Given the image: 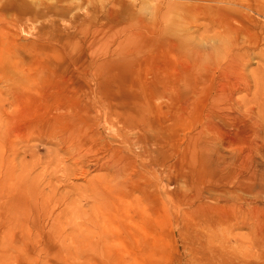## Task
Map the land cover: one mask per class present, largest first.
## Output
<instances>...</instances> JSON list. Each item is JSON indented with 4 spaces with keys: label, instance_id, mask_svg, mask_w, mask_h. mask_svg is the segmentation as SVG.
I'll list each match as a JSON object with an SVG mask.
<instances>
[{
    "label": "rangeland",
    "instance_id": "374dc122",
    "mask_svg": "<svg viewBox=\"0 0 264 264\" xmlns=\"http://www.w3.org/2000/svg\"><path fill=\"white\" fill-rule=\"evenodd\" d=\"M171 1L3 0L7 4H0V264H150L154 257L168 262L178 256L174 254L172 237L163 230L166 226L171 229L184 225L176 214L186 213L193 222L211 215L217 193L212 191L213 195H209L203 189L208 197H186L197 183L202 188L207 184V181L202 185L193 180L188 172L199 162L201 141L212 140L226 156L244 154L248 150L246 142H226L227 136H234L236 124L222 122V116H239L241 112L252 119L249 111L254 114L257 101L264 96V0H235L250 5L248 9H241L252 19L246 24L255 34L252 41L258 39L254 50L250 49V41L243 34L236 37L231 48L222 49L211 38L213 31L206 30V26L211 25L208 17L173 11L167 6ZM19 3H24L29 11L20 9ZM156 4L160 11L167 10L166 22L154 21L152 13ZM218 5L226 6L229 2ZM126 9L134 12L124 16ZM134 31L141 33L133 34L135 38L131 39ZM162 39L167 43L172 40L175 45H169L170 48L165 47L167 44L160 45L158 42ZM200 45L207 48L206 51L214 45L215 59L202 56L192 63V50ZM244 50H247L246 56L240 57ZM189 62L190 67L187 66ZM108 74L111 80L107 88L117 100L123 97L116 90L117 84L123 81L122 91L152 99L160 114L170 111L178 115L171 122L161 121L162 116L155 114L160 134L172 144L171 147L164 146L160 158L164 164L157 170L160 187L168 194L161 197L162 211L168 212L170 217L166 215L163 223L159 218V223L153 225L157 227V236L153 233L154 228L147 230L146 237L156 236L161 241L159 252L149 259L145 255H139L138 260L121 257L104 263L95 256L82 259L78 255L80 245L76 253L66 254L62 249L65 237L58 235L70 232L66 224L70 223L72 206L79 202L83 210L89 211L88 204L80 200L87 179L103 175L107 170L95 164L94 157L104 154L102 144L95 143L84 164L87 171L79 173L76 169L79 165H75L69 152L52 137L51 113L54 109L49 108L50 103L58 104L53 96L60 95L69 104L60 109L62 114L55 119L58 130L70 127L75 120L83 123L76 115L97 123L101 121V115L95 110L97 98L93 92L103 86ZM156 88L165 90L169 98L157 97ZM185 96L193 97V101L183 109ZM35 97L40 100L34 102ZM77 110L79 114H76ZM82 110H88L89 116L85 117ZM186 111L190 112L189 117H186ZM211 118L223 126L226 131L223 138L211 132ZM131 127L135 132L148 128L147 117ZM117 134L121 135L120 132H106L105 136ZM147 148L152 149L150 140H147ZM255 150L253 155L260 164L264 149ZM147 160V155H142L132 162L134 168L145 171L147 179H151V172L142 166ZM169 162L175 163L171 169L166 167ZM134 168H129L128 173L134 174ZM241 190L231 188L227 177L217 192L246 206L251 195L245 189ZM237 194H240L238 198L232 196ZM252 198L257 208L259 242L261 231L264 232L263 183L256 182ZM61 208L65 212L55 221ZM126 208L130 207L123 209ZM43 211L47 217L42 216ZM88 218L82 220L87 222ZM60 222L62 227L55 228ZM37 223L41 231H38ZM49 228L56 229L55 237L53 234L47 237ZM198 229L204 230L201 226ZM216 231L225 236L233 232L245 237L248 233L246 226L226 224L217 227ZM65 241L68 242V238ZM242 241L238 242L242 245L236 250L241 263L264 264L263 244L252 247L247 240ZM176 242L181 252V264L186 261L227 264L233 257L213 260L209 255L206 261H198L200 256L191 257L183 249L182 242ZM136 245L132 240L123 248L132 251ZM224 245L226 248L236 246L234 241ZM69 248L74 250L72 245ZM82 248H88V244L83 243ZM214 250L220 251L217 247Z\"/></svg>",
    "mask_w": 264,
    "mask_h": 264
},
{
    "label": "bare ground",
    "instance_id": "6f19581e",
    "mask_svg": "<svg viewBox=\"0 0 264 264\" xmlns=\"http://www.w3.org/2000/svg\"><path fill=\"white\" fill-rule=\"evenodd\" d=\"M0 0V4L3 3ZM136 1V0H133ZM229 2V5L219 6L218 3ZM167 6L172 8L173 11L183 13L184 11L192 12L195 17L205 18L208 17L211 25L206 26V30L213 31L211 38L216 44L221 45L222 49H229L235 43V39L239 34H243L247 40L250 41L249 47L254 50L257 45L255 44L258 39L253 38L252 32L246 22L252 21V19L245 14V10L250 5L244 4L235 0H173L167 3ZM237 6H240L238 8ZM19 8L29 11V7L24 3H19ZM154 21L159 22L167 21V10L160 11L159 6H154ZM133 13V10H125V14ZM122 15V18L124 17ZM111 15H108L110 18ZM142 22V19H138ZM137 31V30H136ZM141 32H133L131 39L135 38L134 35H140ZM215 33V34H214ZM134 34V35H133ZM166 39H162L160 45H175L172 40L167 43ZM206 40V39H205ZM201 46V45H200ZM210 51H206L207 48L195 47L192 52V63L197 62V57L208 56L210 60L215 59L213 51L216 50L214 45L209 47ZM247 50L242 51V56H246ZM94 62V61H93ZM231 62V61H230ZM191 66V62L187 64ZM190 68L187 69L189 71ZM189 73V72H188ZM263 76L259 78L261 81ZM254 79V78H253ZM111 80V76L106 75V80L103 81V86L99 90H94L93 95L96 96L94 100L95 110L101 115V121L92 123V120L76 115L83 123L73 122L68 128L58 130L55 119L61 116L60 109L68 107L66 99H62L60 95L53 96L57 99L58 104L55 102L50 103L49 108H53L51 122L53 124L52 137L61 145V148L72 156L75 165H79L76 169H79V173H85L84 164L87 161V155L89 149L95 145V143H101L104 147V154L102 156H95V164L100 168H105L107 172L103 175L94 176L88 178L86 184L82 188L80 194V200H83L85 204H88L89 211H85L82 208V203L74 205L70 208L71 214L70 223L66 224L70 227V232L67 234L60 233L58 235H64L65 239L62 242V249L66 254L72 252L76 253V248L80 245L81 250L78 251V255L82 259H88L92 256L100 259L103 263L107 260H116L121 257H129L130 260H138L139 255H145L146 258H153V254H156L160 250V239L156 238L157 227L154 224L159 223V218H162L163 223L166 215L169 213L162 211V196H168L167 192L162 191L160 187V178L157 175L159 166L164 164L160 158L163 156L164 146L171 147V141L169 139H163L160 134L159 120L155 114L162 116L163 119L168 121H174L178 117L175 113L170 111L166 114H160L156 105L152 102V99L145 98L140 95H132L122 91L124 82L121 81L117 84V92L119 96H123L121 100H117L116 96L109 91L108 82ZM127 85V84H126ZM78 87V86H75ZM80 90L82 87L79 85ZM156 96H166L165 90L156 88ZM45 92V90H44ZM69 94L72 91L68 92ZM264 94V91L263 93ZM63 96H66L63 95ZM155 96V97H156ZM184 102L181 107L183 109L190 106L193 97L185 96ZM190 97V98H188ZM153 98V97H151ZM35 97L34 102L39 101ZM264 96L262 97V100ZM257 101L258 108L254 112L249 111L252 115V119L245 114L239 112L241 115L225 114L222 116V122L230 125L236 124V128L233 131L234 136H227V143L234 142H246L248 144V150L244 154H230L224 155L216 143L211 141H201L199 144V162L195 168L188 173L192 176L193 180L199 181L202 185L204 181H207L203 188L197 185L194 187L192 193L187 194L195 198H205L209 195H213L214 191L215 203L212 205V213L209 217L202 221L193 222L191 218L186 216V213L176 214L182 218L183 226L169 228L164 226L163 232L167 236L172 237V241L175 245L174 254L178 258H171L168 262H164L163 258L154 257L149 262L150 264H181V252L177 248L176 240L182 242V247L191 257L200 256L199 259H205L212 257L213 260H220V258H227L233 256L231 261L227 264H243L236 254V250L243 242L247 240L250 246H257L263 244L264 247V232L261 231V241L258 236L257 224V208L254 205L252 193L255 191L256 182L264 184V155L262 156V163H258L253 155L255 151L264 149V101ZM44 102V101H42ZM93 105V104H92ZM96 106H98L96 108ZM89 116L88 110H82ZM181 113H185L181 111ZM180 113V114H181ZM78 113V110L76 111ZM125 115L127 117H125ZM186 117L190 116V112L186 111ZM147 117L149 127L143 128L139 132L131 131L133 125H137L142 119ZM159 117V116H158ZM176 117V118H175ZM219 120L220 118L217 117ZM50 120V119H49ZM67 123L65 119L64 124ZM209 128L212 133L219 137L225 136V132L222 125H219L211 118ZM106 132L121 133L116 136H105ZM147 140H150L152 149L147 148ZM164 149V150H163ZM173 151H171V154ZM170 154V155H171ZM147 155V163H143L142 166L145 170L148 169L151 172V179H147L145 171L134 168V162L132 159ZM80 163V164H78ZM175 163H167V169H171ZM231 165V166H230ZM134 168V174H129V168ZM74 169V170H76ZM208 176V177H206ZM228 177L229 184L234 190L245 189L251 196L248 199L246 206H242L238 201L234 199H226L220 192L221 187L224 185L225 179ZM202 180V181H200ZM203 189H206L209 195H205ZM139 194L136 195L135 193ZM144 193H148L145 194ZM185 193V192H184ZM183 193V194H184ZM236 198L240 194L232 195ZM62 196L57 198L61 199ZM56 199V201H57ZM233 200V201H232ZM124 207H130L123 209ZM131 209V212H130ZM65 212L64 208H61L55 215V221L61 214ZM46 212L43 211V217ZM83 217H89L87 222L82 220ZM170 217V215H169ZM235 225L236 227L246 226L248 229L247 235L242 236L238 233L231 232L228 236L219 234L216 231L217 227L222 225ZM61 222L55 227H62ZM150 225V226H149ZM82 226V227H81ZM198 226L204 228L199 230ZM39 228V223H37ZM154 228V237H146L147 230ZM41 231V228L38 229ZM57 233L56 229L49 228L47 230V237ZM74 235V236H73ZM68 238V242L65 240ZM135 241L137 244L132 251L123 248L124 244H128L131 241ZM234 241L233 248L230 246L225 247L224 243ZM83 243L88 244V248L83 249ZM73 246V251L69 246ZM217 247L220 251L216 252L214 248ZM184 250H182L184 252ZM208 251V254H207ZM223 251V252H222ZM182 252V253H183ZM138 255H137V254ZM162 254V253H160ZM203 255V256H202ZM132 264V263H130ZM185 264H200L196 262ZM208 264V262H204Z\"/></svg>",
    "mask_w": 264,
    "mask_h": 264
}]
</instances>
